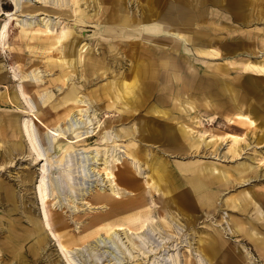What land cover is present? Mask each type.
Returning <instances> with one entry per match:
<instances>
[{"label":"rangeland","instance_id":"374dc122","mask_svg":"<svg viewBox=\"0 0 264 264\" xmlns=\"http://www.w3.org/2000/svg\"><path fill=\"white\" fill-rule=\"evenodd\" d=\"M35 1L18 0L21 12L9 22L7 44L0 47V264H66L65 258L77 264H143L108 238L117 225L131 232L144 225L143 234H149L138 243L150 254L148 264H205L196 262L195 248L207 264L230 259L264 264L259 245L264 238V0H80L65 12H47L52 32L19 26L40 23L38 11L44 10ZM14 11L9 0H0V26ZM114 17L121 20L113 23ZM155 24L159 32L147 31ZM20 29L29 33L12 41ZM19 86L44 148L43 125L58 126L67 140L92 127L89 113L73 114L82 96L100 124L73 150L65 139L53 142L45 205L50 230L33 194L44 161L34 160L16 131L18 121L30 118L18 111L28 108ZM156 129L170 132L172 139L154 137ZM105 131L119 136L112 143L121 146L113 153L123 159L117 169L135 178L137 198L126 194L122 201L138 203L143 195L138 206L108 216L107 207L92 202L101 177L90 154L104 148ZM131 150H138L144 174L125 158ZM190 167L208 174L207 189L215 194L211 206L181 209L166 196L164 184L175 178L185 186ZM65 172L72 176V189L58 191L51 181ZM210 239L220 247L215 254L204 251ZM57 240L69 252L59 253Z\"/></svg>","mask_w":264,"mask_h":264},{"label":"bare ground","instance_id":"6f19581e","mask_svg":"<svg viewBox=\"0 0 264 264\" xmlns=\"http://www.w3.org/2000/svg\"><path fill=\"white\" fill-rule=\"evenodd\" d=\"M79 1L80 0H72L73 4L67 5L66 0H36L35 2L39 3L40 7L44 10V11H38L39 12L38 16H43L41 21L38 19L40 21V23L39 24L37 23V25H33L32 23L29 22V23L22 24L19 26H21L22 28H31V30H29V31H36L37 32L38 30L32 29L33 26H36L37 28H39V31H40V29H42L44 32H52L53 31L51 28L52 22L49 18V17H51V15H50V13H47V12H53V13L65 12V11H67L65 8H70V6L72 7V5L74 8L77 7ZM9 3L15 7V11L13 13L7 12L6 20L0 26V47H2L3 49L5 48V46L7 44L6 38L8 36L7 35L8 24L11 20H14V18H13L14 16H16V18H17L21 12L20 7H18L19 6L18 0H9ZM73 12H75V10H73ZM16 13H17V15H16ZM75 14L77 15L78 12H75ZM34 17H35V15H34ZM190 17H192V16H190ZM120 20H121L120 18L114 17L112 19V22L114 23L115 21H120ZM179 20L180 19L167 17V21H170L172 23H175V22L178 23ZM15 21H16V19H15ZM184 21L186 22L187 20L185 19ZM16 22H18V21H16ZM124 23H127L126 18L123 22H121V25ZM160 29H161V26L155 24V26L153 28H150L147 31L153 30V32H159ZM29 31H27L25 29L17 30L12 37V41L21 40V34H23V35L27 34V33H29ZM57 47H58L57 50L59 52H61L62 48H59L60 46H57ZM152 74H154V72H152ZM146 90L149 93H151L152 88L148 87ZM149 93H147L148 96L150 95ZM19 94H20L19 96L25 100L28 108L25 111L24 110L22 111L21 109H19L18 111L22 112V113L26 112L27 114H29L30 118L26 117L24 119L22 118L23 120L21 122L18 121L17 126H16V129H17L16 131L19 133V135L23 139V142L25 143L24 145L27 147L28 152L30 154L34 155V160L37 162H41L42 160L44 161V163L41 165V167L39 169L40 170L39 179H38L36 185L33 187V194H34V201H35L36 205L40 208L39 217L41 220H43L45 227L49 228V230H50L49 222H48L49 219H47V216H46L45 205L47 204V202H48L47 200L49 198L48 188H49V184H50V182H49L50 178H49V174H48V170H49V165H48V156L49 155L48 154H50V151L54 150L53 142H54V140L65 139L66 143L71 145L69 150H73V146H78L79 144L84 143L90 137H92V135L95 134L94 133L95 130L100 127V124H99V121L97 120V117L95 116L94 113L87 112L89 110V107L91 104H89L88 99H86L84 96H82L76 100V106L74 108L75 110L73 111V114L85 116L87 113H89L92 116V118L87 121V124H91V122L93 120H95L94 123L91 124L92 127L87 128V130L84 132H81V133L74 135L73 139L67 140L66 135L63 133V131L58 126L49 127V126L43 125L41 122H39L45 128L44 139H45L46 147L44 148L42 146V144L40 143L39 134H38V131L36 129V125L33 121L36 118L34 116V113L31 109V106L28 103L27 97L25 96V94L23 92V88L21 86H19ZM16 97L19 100L18 96H16ZM84 106H86L87 108L84 109ZM89 114H88V117L90 116ZM87 119L88 118L86 117V120ZM153 134H154L153 135L154 137L159 138V139H162V138L172 139L171 133L168 131L165 132V131H161L159 129H156L155 132H153ZM100 137H101V145L104 146V148L103 149L95 148V149H92L90 151L91 161H93L92 164L95 165V168H97L95 174H97V175H99V177H101V178H98V180L96 181V183L99 182L100 184L99 185L95 184L96 185L95 186L96 193L93 195L92 202L99 207H103V206L107 207V209L109 210V213L106 215L108 216V215L116 213V212H123V211L126 212L130 208H132L136 205L138 206L140 203L143 202V195H142V193L140 194L139 200H141V201L136 203L135 200H136L138 195L136 196V194H132L133 193L132 191L134 190L132 187L135 185L134 182H132V181L135 178H133L132 176H130V174H128V173H130V171H128L127 169H122V170L117 169V165L121 164L123 159L121 160L120 157L118 156V154L115 153L113 155V153H114V150L116 148H120L121 146H120V144L114 145L112 143L115 141V138H117L119 136L114 135L113 131H105L101 134ZM230 137H231V141H233V142H236V140L238 138L237 136H234L231 134H230ZM111 149H112V152H111ZM64 151H67V150H64ZM137 151L138 150H136V151L131 150L130 154H127L125 151V155H126L125 158L130 160L129 163L135 172H137L138 174H144L145 171H143V170H145V169L144 168L140 169V168H142L143 165L140 164L139 158H136V157H138ZM68 156H69V154H68ZM68 156H67V154L65 155L66 158H68ZM66 164H68V159H66ZM99 170L102 171L101 174H100ZM149 176L150 175H148V178H149ZM71 178H72V176H71ZM71 178H70V174L68 172H65L63 175L61 174V176L58 175L57 177H54L53 180L51 181L53 184H51V185H53V187L58 191H65V192L71 191V189H72L71 182L73 181ZM70 180H72V181H70ZM185 184H187L189 186V188H185L186 190H183L181 193L175 194L176 196H174V195L169 196V198L171 200L170 202H174L175 204H177V206L179 208L181 205V209L184 208L187 210L188 208H192L194 206V203L200 204L202 201L204 203H206L205 198L206 197H207V199L210 198V196L208 198V195H202V196H198V197L193 198V196L191 194V190L193 191L194 189H199L202 185V182L200 180H198V178H196L195 176H191L190 178H188V180L185 182ZM172 185H173V182H170L169 186H172ZM156 186L157 185L154 186L155 190L157 188ZM136 188H135V190H136ZM91 192H95V191L92 190L89 192V194H91ZM126 194L130 195V196L134 195L136 198L134 200H133V198L130 200L127 199L125 202H123L121 198H123L124 195H126ZM110 199H111V201L108 202ZM116 200H118V201H116ZM199 201H200V203H198ZM58 203H59V201H58ZM87 204H88V202H87ZM139 214L141 215V213H139ZM107 216L103 215L104 218H106ZM186 219L189 220L188 216H186ZM97 222H99V221H97ZM168 225H169V223H168ZM143 226L144 225L140 226L142 228V230H143ZM110 227H112V226H110ZM32 230H34V229H32ZM142 230L139 232H131L126 227H123L122 225H117V226H114L113 230L111 229V232L108 233L109 234L108 238L112 239V241L115 240L116 242H119L125 248V251L127 252L126 255H127V257H129V259L135 260V258L137 257L138 259H143V261H144L143 264H148L150 254H148L149 253L148 251L147 252L144 251L139 246L138 240L140 242H143L145 239V236H148L149 233L143 234L144 231H142ZM36 232H37V235H36L37 243H40L43 240V237H40V235H39L40 233L38 231H36ZM234 233H235V231L233 232V230L231 229L230 234L233 235ZM51 234L54 236L53 233H51ZM141 235L144 236V239ZM99 238H101V237L98 236V238H96V239L99 240ZM7 240H8V244L6 243L5 246L9 247L11 245V240L10 239H7ZM123 240H125V241H123ZM136 241H137V244L135 243ZM260 242L261 243L259 245L264 247V238L261 239ZM206 245H207L206 249L209 250L210 252H214V254L216 253L217 249L220 248L219 246H217L218 243L216 241H214V239H210ZM57 251L61 254H65V253L69 252L68 249L65 247V245L62 242H60L59 240H57ZM70 251H72V250H70ZM133 251H135V252H133ZM193 251H194V249H193ZM195 251H197V254H198L197 255L198 260H196V262L203 263V262H205V260H206V262L208 261L205 257H203V255L200 253V251H198L196 248H195ZM193 253L191 254L192 256H193ZM134 254H135V256H134ZM151 255H153L152 259L156 260L155 256H157V253H154ZM247 259H248V261H251V256L249 254H247ZM206 262H205V264H207ZM228 262L231 264L235 263L231 259ZM65 263L66 264H77L74 260L68 259V258H65ZM152 263H154V260H152L151 264Z\"/></svg>","mask_w":264,"mask_h":264},{"label":"crops","instance_id":"0c3cea01","mask_svg":"<svg viewBox=\"0 0 264 264\" xmlns=\"http://www.w3.org/2000/svg\"><path fill=\"white\" fill-rule=\"evenodd\" d=\"M188 171H190V172L192 171L191 172L192 174H190V176H195L196 178H198V180H200L202 182V185L199 189H194L193 191L191 190V194H192L193 198L198 197V196H202V195H208V198H209V196H210V198L207 199V197H206L205 200H206V203L207 204L210 203L209 206H211L213 204L215 194L211 191H208V189H207L208 179H206V178H207L208 174L202 173L201 171L198 170V168L193 169L190 167V168H188ZM199 173H201V174H199ZM169 181L173 182V185L170 187H169V183H170ZM164 185L167 188V193L169 195L167 194L166 196H168L169 200H170L169 196H171V195L176 196L175 194L181 193L183 190H186L185 188H189V186L187 184H184L185 186H181L180 182L178 180H176L175 178L168 180L167 183H165ZM168 190H170V192ZM198 203H200V201ZM206 203H204L202 201L199 205L207 206ZM180 207H181V205H180ZM194 208H195V203H194V206L192 208H188L187 210H192ZM204 249H205L204 251H207L206 247ZM212 254H214V252ZM228 264H231V263L228 262Z\"/></svg>","mask_w":264,"mask_h":264}]
</instances>
